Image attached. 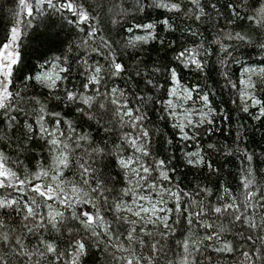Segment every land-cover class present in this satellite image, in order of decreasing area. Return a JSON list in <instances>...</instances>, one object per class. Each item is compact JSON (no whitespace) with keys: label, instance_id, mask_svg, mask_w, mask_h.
<instances>
[{"label":"snow or ice","instance_id":"snow-or-ice-1","mask_svg":"<svg viewBox=\"0 0 264 264\" xmlns=\"http://www.w3.org/2000/svg\"><path fill=\"white\" fill-rule=\"evenodd\" d=\"M257 135L264 0H15L0 264H264Z\"/></svg>","mask_w":264,"mask_h":264},{"label":"trees","instance_id":"trees-1","mask_svg":"<svg viewBox=\"0 0 264 264\" xmlns=\"http://www.w3.org/2000/svg\"><path fill=\"white\" fill-rule=\"evenodd\" d=\"M15 7V0H0V28H2L4 25H6L8 23V20L10 18V10L13 9ZM255 59H259L258 56L254 55ZM221 97H217V102L219 103ZM224 100L228 99V95L227 93H225L222 97ZM225 107H227V105H225ZM217 124L219 125L220 122L217 121ZM225 130V134H227V124L222 126ZM217 136L220 137V139H223V136H220V134L218 133ZM217 137L214 136L212 137V140H215ZM210 142V141H209ZM250 148H254L255 150L259 151L261 150V148H264V140H261V138L259 137V135H257L254 138V141L252 143L249 144ZM221 163H224L227 165V168H232L233 171L234 169V162H229V161H224L223 159H221L220 161ZM179 175V173H178ZM192 173H188L187 176L185 177V182L187 183L188 181H190L192 179Z\"/></svg>","mask_w":264,"mask_h":264}]
</instances>
